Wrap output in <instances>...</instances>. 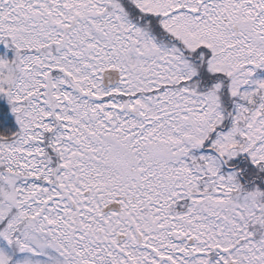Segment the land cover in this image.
<instances>
[{
	"label": "snow or ice",
	"instance_id": "1",
	"mask_svg": "<svg viewBox=\"0 0 264 264\" xmlns=\"http://www.w3.org/2000/svg\"><path fill=\"white\" fill-rule=\"evenodd\" d=\"M0 264H264V0H0Z\"/></svg>",
	"mask_w": 264,
	"mask_h": 264
}]
</instances>
